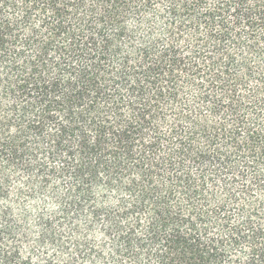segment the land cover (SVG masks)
<instances>
[{"label":"trees","instance_id":"obj_1","mask_svg":"<svg viewBox=\"0 0 264 264\" xmlns=\"http://www.w3.org/2000/svg\"><path fill=\"white\" fill-rule=\"evenodd\" d=\"M0 264H264V0H0Z\"/></svg>","mask_w":264,"mask_h":264}]
</instances>
